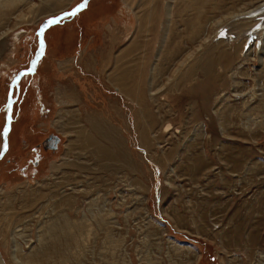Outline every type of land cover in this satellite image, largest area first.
Here are the masks:
<instances>
[{"label": "rangeland", "instance_id": "rangeland-1", "mask_svg": "<svg viewBox=\"0 0 264 264\" xmlns=\"http://www.w3.org/2000/svg\"><path fill=\"white\" fill-rule=\"evenodd\" d=\"M80 1L0 9V147L8 84L33 57L35 29ZM178 1H147L160 19L142 33L141 0H88L43 32L33 73L12 89L0 156L3 264L17 263L11 240L36 260L25 264H264V27L244 44L254 21L230 18L264 0H198L193 36ZM97 143L115 160L99 158Z\"/></svg>", "mask_w": 264, "mask_h": 264}, {"label": "bare ground", "instance_id": "bare-ground-1", "mask_svg": "<svg viewBox=\"0 0 264 264\" xmlns=\"http://www.w3.org/2000/svg\"><path fill=\"white\" fill-rule=\"evenodd\" d=\"M21 0H0V9H3V11H4V8H6V7H8V6H15V5H17L19 2H20ZM147 1H150V0H141V2H142V5H144L143 6V13L141 14H137L138 16V21L136 22L137 23V28H138V31L139 32H141L142 33V31L143 32H145V31H147L148 29H152L153 30V27H154V24H157V23H154L155 21H157L158 22V20L160 19L159 18V15H158V12H159V10H158V12H157V9L155 10V9H153V7H151L149 4L148 5H146L148 2ZM162 1V0H161ZM177 1V0H176ZM184 1V0H183ZM186 1V0H185ZM185 1L183 2V5L182 6H180L179 7V9H176L177 8V6L176 7H174L173 6V8H174V11H175V9H176V12L175 13H177L179 16H180V18H181V21H182V24H185V26L187 25L188 26V29L190 30V35L192 34V36H193V34H196V32L199 30L198 28H200L199 27V25H200V19H201V16L203 15H201L200 16V14H199V6H200V3L201 2H199L198 0H192L190 3L188 2V3H185ZM154 2V1H153ZM178 2H182V0L180 1H178ZM215 2V1H214ZM146 3V4H145ZM154 3H156V1L154 2ZM166 3V1L164 2V4ZM174 3V2H173ZM177 3V2H176ZM205 3H207V0L205 1ZM150 4H152V3H150ZM163 4V5H164ZM171 4V3H170ZM175 4V3H174ZM182 4V3H181ZM197 4H199V5H197ZM215 4V3H214ZM217 4V3H216ZM141 5V4H140ZM141 5V6H142ZM154 5H156V4H154ZM162 5V6H163ZM205 5H207L208 6V3L207 4H205ZM228 5V4H227ZM157 6V5H156ZM158 6H159V4H158ZM167 6V5H166ZM220 6H221V4H220ZM155 7V6H154ZM203 7V6H202ZM210 7V6H209ZM19 8V7H18ZM158 8V7H157ZM167 8V7H166ZM212 8H213V6H212ZM159 9V8H158ZM164 9V8H163ZM209 9V8H208ZM6 10V9H5ZM9 10H11V9H9ZM13 10H14V8H13ZM19 11V10H18ZM188 11V13H189V11L190 12H193V14H190V15H186V14H188V13H186ZM205 11V10H204ZM203 11V12H204ZM208 11V10H207ZM206 11V12H207ZM210 11V10H209ZM1 12V11H0ZM138 12V11H137ZM140 12H141V10H140ZM166 14L168 15L169 14V9H166ZM165 12H164V14H165ZM173 12V11H172ZM174 13V14H175ZM231 13V12H230ZM229 13V14H230ZM4 14V13H3ZM163 14V13H162ZM165 14V15H166ZM177 14H176V16H177ZM205 14V13H204ZM7 15V14H6ZM166 15V16H167ZM184 15H186V16H184ZM163 16V15H162ZM178 16V17H179ZM200 16V17H199ZM136 17V18H137ZM175 17V16H174ZM0 18H2V16L0 17ZM159 18V19H158ZM177 18V17H176ZM180 18H177V19H179L180 20ZM230 18H232V20H231V22L232 23H234V21L235 20H238V19H240V20H242V21H244V22H248V21H250V20H252V21H254L251 25H248V27L246 28V29H244V31H247L248 33H246V38H245V40H244V44H245V41H246V39H248V37H249V39H251V37H252V35H254V34H256L257 33V31L258 30H260L261 28H262V26L264 27V2L262 3V4H257V5H255V6H253L252 8H250V9H245V10H240L239 12H232L231 14H230ZM3 19V18H2ZM172 19V18H171ZM202 19H203V17H202ZM161 21H162V19H161ZM163 22V21H162ZM167 22H169V18H168V20H167ZM167 22H165V24H163L164 25V27H163V33H161L162 35H163V37H162V44L164 43V41H166V39H169V36H168V33H167V31H168V29L170 28V27H168V24H167ZM180 22V21H179ZM203 22V21H202ZM202 22H201V24H202ZM241 22V21H240ZM243 23V22H242ZM173 24L174 25H172V27L173 28H175L174 26H175V22H174V19H173ZM234 24H237V23H234ZM158 25V24H157ZM156 25V26H157ZM240 25V24H239ZM171 26V25H170ZM201 26V25H200ZM225 26V25H224ZM235 27H233V29H234ZM161 30H162V28H160ZM176 29V28H175ZM156 30V29H155ZM235 30V29H234ZM264 30V29H263ZM169 31H170V29H169ZM174 31V30H173ZM176 31V30H175ZM230 32V31H229ZM232 32V31H231ZM236 32H239V30H236ZM241 32V31H240ZM179 33V32H178ZM234 33V32H233ZM243 33V32H242ZM138 34V33H137ZM147 34V33H146ZM149 34H150V32H149ZM170 34V33H169ZM172 34H175V33H172ZM245 34V33H244ZM20 35V34H19ZM141 35V34H140ZM153 35V34H152ZM152 35H151V37L150 38H152ZM177 35V38H181V35L180 34H176ZM178 35H180V37H178ZM189 34H188V36H190ZM239 35H241V33H236V36L238 37ZM243 35V34H242ZM195 36V35H194ZM141 37H143V36H141ZM167 37V38H166ZM174 37V36H173ZM229 37V36H228ZM228 37H226V39L228 38ZM233 37H235V36H233ZM240 37V36H239ZM147 38V37H146ZM149 37H148V39H150ZM177 38H174V39H176L177 40ZM192 38V37H191ZM231 38V37H230ZM236 38V37H235ZM141 39H143V38H141ZM150 40H152V39H150ZM237 40V39H236ZM148 41V40H147ZM168 41V40H167ZM166 41V42H167ZM175 41V40H174ZM146 43V42H145ZM149 43V42H148ZM176 43H178V42H176ZM166 44V43H165ZM243 44V45H244ZM133 45V44H132ZM132 45L130 44V45H128V46H130V47H128V49L126 50V51H124L123 52V54H122V56L124 55H128V52H129V50L131 49V47H132ZM141 45H142V43H141ZM174 45V44H173ZM144 46V45H143ZM168 47V46H167ZM177 47V46H176ZM140 48H141V46H140ZM145 48V47H144ZM144 48H142V49H144ZM178 48V47H177ZM177 48H175V47H169V49H168V51H167V49H166V51H167V54H166V56H164V54H163V56L164 57H166V59H167V61L170 59V60H172L171 58H173L175 55H176V53L178 52L177 50ZM138 50V49H137ZM165 51V52H166ZM209 52V51H208ZM225 53H226V51L224 50V51H222V55H225ZM208 54V53H207ZM207 56H209V54L207 55ZM174 60V59H173ZM129 61V60H128ZM124 63H126V62H124ZM129 64V63H128ZM123 66V65H122ZM210 66V65H209ZM208 65L206 66V64L204 65V68L208 71V67H209ZM203 68V69H204ZM204 71V70H203ZM117 72V71H116ZM113 76V75H112ZM118 80V79H117ZM116 80V81H117ZM114 85H115V87H116V89L117 90H122V91H124V92H127L128 94H130V86L127 88L126 86H127V84L125 83V82H123L121 85H118L117 83H115L113 80L111 81ZM126 94V93H125ZM71 98H72V96H71ZM75 99V98H74ZM74 101V100H73ZM65 111V110H64ZM74 111V110H73ZM67 112V111H66ZM71 114H72V117H74V112H70ZM64 114V113H63ZM63 114H62V116H63ZM71 118V117H70ZM76 118V117H75ZM69 119V118H68ZM77 119V118H76ZM94 119V118H93ZM98 120V119H97ZM65 121V120H64ZM64 121H62V122H64ZM77 121V120H76ZM89 121V120H88ZM74 122V121H73ZM91 122H93V121H91ZM83 126V125H82ZM94 127L99 131V133H104L106 136H107V133L110 131V132H112L111 130H110V128H108V127H104L103 126V124H101V123H99L98 121L97 122H95V124H94ZM93 128V127H92ZM74 129V128H73ZM77 130V129H76ZM95 130V129H94ZM78 131V130H77ZM80 132V131H79ZM78 132V133H79ZM77 134V133H76ZM84 134V133H83ZM88 134V133H87ZM80 136H82V134L80 135ZM85 136V135H84ZM100 136V135H99ZM90 137V136H89ZM79 138V137H78ZM82 138V137H81ZM84 138H86L85 140H87V142H91V137L90 138H88L87 137V135H86V137H84ZM79 140L80 139H78V142H79ZM94 140V139H93ZM97 142V141H96ZM82 143V142H81ZM81 143H79V144H81ZM84 143V142H83ZM86 143V142H85ZM92 143V142H91ZM93 144V143H92ZM82 146V145H81ZM85 146V145H84ZM106 146V145H105ZM111 146V145H110ZM94 147V146H93ZM120 151V150H119ZM96 152V151H95ZM97 152H98V156H99V158H103V159H105V158H107V159H110L111 160V158L112 159H114L115 160V155H114V153L113 152H111V151H107V150H105V148L101 145V144H98L97 143ZM117 153V152H116ZM117 159V158H116ZM99 160V159H98ZM114 162V161H113ZM25 193V192H24ZM32 200L31 201H33L34 199H40L41 198V194H40V192L39 191H35V192H33L32 194ZM40 197V198H39ZM37 199V200H38ZM36 202V201H35ZM3 204V203H2ZM25 204V203H24ZM33 204V203H32ZM6 205H8V204H6ZM9 208V207H8ZM7 208V209H8ZM9 210V209H8ZM10 211V210H9ZM7 213V212H6ZM15 214V213H14ZM10 215V217H13L14 215L13 214H9ZM15 218V217H14ZM9 220V219H8ZM53 221V220H52ZM81 221V220H80ZM46 222V221H45ZM48 222V221H47ZM50 222V221H49ZM68 223V222H67ZM3 224V223H2ZM7 224H8V222H7ZM50 224H52V222L50 223ZM53 225V224H52ZM51 226V225H50ZM19 227V226H18ZM48 226H46V228H47ZM16 229V228H15ZM21 229V228H20ZM48 230V229H47ZM13 231V230H12ZM16 231H18V230H16ZM42 231V230H41ZM44 232H45V230H44ZM50 232V231H49ZM47 233V232H46ZM15 234V233H14ZM17 234H18V236L20 235V234H22V232L21 233H18L17 232ZM39 234V233H38ZM43 234V233H42ZM41 234V235H42ZM45 234V233H44ZM16 235V234H15ZM47 235H49V238L51 239V237H52V232H50L49 234H47ZM44 236V235H43ZM12 237V236H11ZM16 237V236H15ZM38 237H40V236H38ZM69 237V236H68ZM24 238V237H23ZM45 238V237H44ZM82 238V237H81ZM14 239V238H13ZM25 240V239H24ZM26 240H27V238H26ZM40 240L42 241V238H40ZM45 240H46V238H45ZM46 242V241H45ZM16 243V241L14 242L13 240H11V257H12V260H14V261H16L18 264H25V263H32V262H34V263H36V260H34L33 258V261L32 262H30L29 261V257L28 258H26V259H28V261L25 259V257H23V255L21 256L19 253L21 252L19 249H17L16 247V245L17 244H15ZM27 243H29V241L27 242ZM39 243H41L40 241H39ZM43 243H44V240H43ZM20 245V244H19ZM50 245V244H49ZM51 245H52V243H51ZM21 246V245H20ZM40 246H43V245H40ZM39 246V247H40ZM48 246V245H47ZM47 246H45V247H47ZM44 247V248H45ZM19 248V247H18ZM42 248V247H41ZM19 250L20 252L19 253H17V250ZM47 250V249H46ZM42 251V253L44 252L43 251V249L41 250ZM34 253H36V252H34ZM41 253V254H42ZM21 254H23L22 252H21ZM37 254H39L40 255V253H38L37 252ZM43 254H45V253H43ZM33 255V254H32ZM32 257H35V256H32ZM39 258H41V257H39ZM30 260H31V257H30ZM39 262H41V259H39ZM45 262V261H44ZM16 263V264H17ZM37 263H38V261H37ZM42 263V262H41ZM0 264H3V261L1 260V255H0Z\"/></svg>", "mask_w": 264, "mask_h": 264}, {"label": "water", "instance_id": "water-1", "mask_svg": "<svg viewBox=\"0 0 264 264\" xmlns=\"http://www.w3.org/2000/svg\"><path fill=\"white\" fill-rule=\"evenodd\" d=\"M88 0H81L79 3H77L76 5H74L71 9L69 10H64L56 15H50L47 16L46 18H44L40 24L38 25V27L35 29V34H36V40H37V47L34 51L33 57H31V59L28 62V67L26 69H22L19 70L18 72H16V74L12 77L11 81L8 84V90H7V94H6V114H5V120H4V125L2 127L1 130V137H2V142H1V147H0V156L3 154V152L6 149V143H7V133L9 131V127H10V121L8 117L10 116V112H11V108H12V102H13V97H11V93H12V89L13 87L17 88V82L18 80L21 78V76H23L24 74H32L36 64L38 62V59L41 57V55L43 54L44 51V40H43V32L50 26L54 25H49L48 21L52 20V19H56V18H60V22H62L63 19H65L66 13L71 12L73 9L77 8L80 5H84L83 7L80 8V10H82L83 8H85L86 4H87ZM79 10V11H80ZM43 30V31H42ZM41 42H43V46L41 47ZM35 61V63H33ZM7 105H11V107H7ZM6 130V131H5ZM57 137L55 135H49L46 140L44 145L50 148H54L55 147V142L57 141Z\"/></svg>", "mask_w": 264, "mask_h": 264}, {"label": "snow or ice", "instance_id": "snow-or-ice-1", "mask_svg": "<svg viewBox=\"0 0 264 264\" xmlns=\"http://www.w3.org/2000/svg\"><path fill=\"white\" fill-rule=\"evenodd\" d=\"M85 3H86V0H85ZM84 5H80L78 6L77 8L73 9L71 12H68L66 13V16H75L77 14V12L80 10L81 7H83ZM60 22V18H56V19H52V20H49L48 21V24L49 25H52V24H58ZM43 31V30H42ZM223 35V33H221ZM43 46V42H41V47ZM35 63V61L33 62ZM7 107H11V105H7ZM8 119L10 120L11 119V116L8 117ZM6 131V130H5Z\"/></svg>", "mask_w": 264, "mask_h": 264}, {"label": "flooded vegetation", "instance_id": "flooded-vegetation-1", "mask_svg": "<svg viewBox=\"0 0 264 264\" xmlns=\"http://www.w3.org/2000/svg\"><path fill=\"white\" fill-rule=\"evenodd\" d=\"M49 136V135H48ZM6 147H7V143H6Z\"/></svg>", "mask_w": 264, "mask_h": 264}]
</instances>
